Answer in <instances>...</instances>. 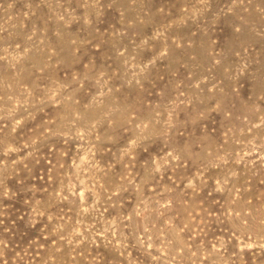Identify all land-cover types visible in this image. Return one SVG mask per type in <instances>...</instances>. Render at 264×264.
<instances>
[{
    "label": "rangeland",
    "instance_id": "374dc122",
    "mask_svg": "<svg viewBox=\"0 0 264 264\" xmlns=\"http://www.w3.org/2000/svg\"><path fill=\"white\" fill-rule=\"evenodd\" d=\"M0 264H264V0H0Z\"/></svg>",
    "mask_w": 264,
    "mask_h": 264
}]
</instances>
